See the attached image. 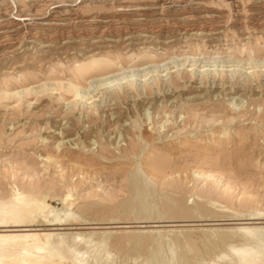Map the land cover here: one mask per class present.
Wrapping results in <instances>:
<instances>
[{
	"label": "rangeland",
	"instance_id": "374dc122",
	"mask_svg": "<svg viewBox=\"0 0 264 264\" xmlns=\"http://www.w3.org/2000/svg\"><path fill=\"white\" fill-rule=\"evenodd\" d=\"M31 187L106 264H232L229 219L264 224V0H0V194Z\"/></svg>",
	"mask_w": 264,
	"mask_h": 264
},
{
	"label": "bare ground",
	"instance_id": "6f19581e",
	"mask_svg": "<svg viewBox=\"0 0 264 264\" xmlns=\"http://www.w3.org/2000/svg\"><path fill=\"white\" fill-rule=\"evenodd\" d=\"M172 6H174V4H172L171 6H168V9H169L168 11L173 15V13L176 12L177 10L175 11V9H172ZM138 9H139L138 16L140 18L138 19L136 17V19L144 21V22H150V19H147L146 17L153 15L148 12V10H150L151 8L144 5V6H140V8ZM127 11H124L123 13L120 14L122 19L126 18L129 20V18H131L130 16H132L133 12H129V10ZM176 14H179V13H176ZM124 16L126 17L123 18ZM189 16H193V14L190 12L185 17L183 16V14L180 13V16H177L176 19L179 20V22H182L185 19L189 18ZM91 21H97V20L94 19ZM18 24H20L21 27L25 26V24L22 23V21L19 22ZM5 28H4V31H5ZM6 32H8V30ZM199 35H202L201 31ZM97 60L98 59L96 57H91L89 58L88 62L84 64H78V67L80 68L81 66H85V67L91 66L94 62L96 63ZM106 78L108 77L105 76L104 79ZM76 87L77 86L75 85V88ZM76 90L78 89L76 88ZM80 114L82 115V113ZM63 126L64 125H62V127L57 126L56 128H54L52 130V137H59V134L60 135L63 134L64 131H66V129H64L63 131ZM21 189L19 188V190L18 189L13 190L10 194H7V195L0 194V264H69V263L79 264L80 262L78 263V261H81V260H84V261L86 260L84 264L85 263L87 264V262L90 260H92L94 264H106L107 257L105 256L103 257L105 243L103 244L101 243V241L99 242H93L92 240L89 241L90 234L94 232L77 231V228L73 227L74 224L70 222L71 219H69L66 216L65 213L70 209V207L74 203V200L68 199L71 196L69 190H67V193L65 194L64 197L60 198V201H62L61 203L63 204L62 207L59 209H54L46 201L45 196H47L46 194L48 192L43 191L46 194L42 192L45 195V196L44 195L42 196V193L41 195H38L39 194L38 192H37L38 194H32V190H33L32 187L30 188L31 191L29 192L26 190H21ZM173 208H171V211L173 210ZM174 209H177V207ZM180 210L181 208L179 209V211ZM40 219L43 222L41 225L38 224ZM250 219L253 220L255 218L252 216H250L249 218H244L242 215H238L235 218L232 217V219H229V220L243 221L239 223L237 227H235L234 229L235 232H233L236 234L234 236H237V237L239 236V238L241 239L240 241H237V240L234 241L236 242L235 244L234 243L230 244L229 241H226L224 239V241L229 243L228 244L225 242L226 244H228L226 245V249L228 250L223 253L221 252V254H217L216 259L221 257L220 255L223 254V256L224 255H226L227 257L229 256L230 262H232V264H264V224L262 222H258L256 224L253 223L254 225L250 226L252 223L244 222ZM83 224H90V223H83ZM101 235L103 236L102 233ZM224 236H227V235H224ZM230 239L232 240V237ZM220 242L221 241H219V243ZM84 245H87L88 248L86 247V248L79 249L78 246L84 247ZM75 248H77L75 250L76 254L74 253L76 255V258H74L75 255H73V252L71 251V250L74 251ZM82 254L86 255V257L82 256ZM92 262L90 261L89 264ZM82 263L83 262L81 261V264Z\"/></svg>",
	"mask_w": 264,
	"mask_h": 264
}]
</instances>
